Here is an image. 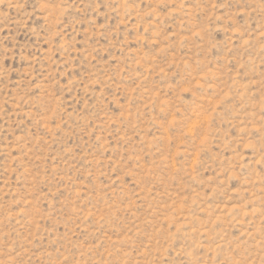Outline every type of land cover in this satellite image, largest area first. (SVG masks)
Returning a JSON list of instances; mask_svg holds the SVG:
<instances>
[{
  "label": "rangeland",
  "instance_id": "1",
  "mask_svg": "<svg viewBox=\"0 0 264 264\" xmlns=\"http://www.w3.org/2000/svg\"><path fill=\"white\" fill-rule=\"evenodd\" d=\"M0 264H264V0H0Z\"/></svg>",
  "mask_w": 264,
  "mask_h": 264
}]
</instances>
